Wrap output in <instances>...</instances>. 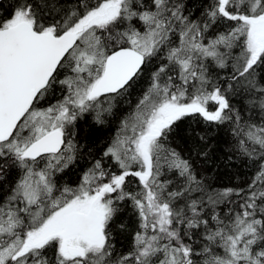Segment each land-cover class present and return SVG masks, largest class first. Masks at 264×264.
Returning <instances> with one entry per match:
<instances>
[{
	"label": "snow or ice",
	"instance_id": "6c2138e0",
	"mask_svg": "<svg viewBox=\"0 0 264 264\" xmlns=\"http://www.w3.org/2000/svg\"><path fill=\"white\" fill-rule=\"evenodd\" d=\"M47 15L15 0L0 16V264H264V0H207L197 18L184 0H74ZM154 60L100 157L59 183L81 158L77 124H103ZM239 91L259 120L233 106ZM194 116L231 125L233 150L259 161L246 189L212 188L172 146ZM126 205L123 252L113 225Z\"/></svg>",
	"mask_w": 264,
	"mask_h": 264
},
{
	"label": "trees",
	"instance_id": "16d2710c",
	"mask_svg": "<svg viewBox=\"0 0 264 264\" xmlns=\"http://www.w3.org/2000/svg\"><path fill=\"white\" fill-rule=\"evenodd\" d=\"M38 6L41 13H49L47 19L49 22L57 17L61 7L70 6L74 0H33ZM52 5L46 8L45 3ZM187 11L193 14V18L200 16L202 7L207 0H184ZM15 0L0 1V16H6L11 11ZM59 6V7H58ZM187 14V13H186ZM226 25L218 26L219 30H224ZM215 31V29L213 30ZM212 33L210 32L209 35ZM160 62L154 60L148 65L136 82L129 89V93L114 102L111 114H105L103 124H96L92 114L87 115L77 124V140L83 146L81 158L78 163L59 174L57 179L61 184L75 186L79 183L81 174L91 166L94 158H99L102 150L111 142L113 137L121 128V122L128 118L135 110L136 104L147 90L150 84L151 73L155 70ZM210 71L219 74L220 80L226 81L230 75L231 69H217L210 67ZM260 75H264V69L257 70ZM226 86V85H225ZM60 93H56L59 97ZM229 99L236 109L242 110L243 115L247 118L252 116L253 119L259 120V110L253 115L248 109V96L243 91L236 94L229 93ZM55 97L51 102H54ZM47 103V102H45ZM41 106H44L43 104ZM107 105H105L106 107ZM231 125H205L199 116L186 117L180 122L177 134L172 138V146L177 149L193 164L195 171L199 176L204 178L207 185L220 190L224 188H247L253 177L259 170V161H253L247 157L239 155L233 150L235 138L230 131ZM205 136L201 141L197 134ZM206 152L207 155H201ZM90 153V154H89ZM18 172L13 169L7 175L3 182V191L6 192L9 186L17 179ZM2 194V193H0ZM223 208V205L220 206ZM226 211V209H225ZM123 223L127 225L126 231H121L116 225ZM136 227V216L130 205L123 207V210L117 215L113 225L114 242L120 251L126 252L132 245V232Z\"/></svg>",
	"mask_w": 264,
	"mask_h": 264
},
{
	"label": "water",
	"instance_id": "95a60500",
	"mask_svg": "<svg viewBox=\"0 0 264 264\" xmlns=\"http://www.w3.org/2000/svg\"><path fill=\"white\" fill-rule=\"evenodd\" d=\"M1 1V0H0Z\"/></svg>",
	"mask_w": 264,
	"mask_h": 264
}]
</instances>
